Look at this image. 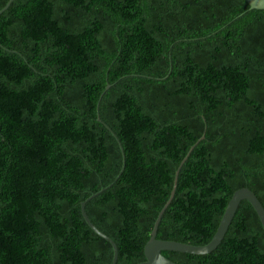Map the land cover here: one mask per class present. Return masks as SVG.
Listing matches in <instances>:
<instances>
[{
    "label": "trees",
    "instance_id": "1",
    "mask_svg": "<svg viewBox=\"0 0 264 264\" xmlns=\"http://www.w3.org/2000/svg\"><path fill=\"white\" fill-rule=\"evenodd\" d=\"M187 155L157 239L207 245L242 188L264 207V10L14 0L1 13L0 264H111L81 213L102 189L87 216L116 264L144 262ZM162 254L264 264V229L242 201L210 254Z\"/></svg>",
    "mask_w": 264,
    "mask_h": 264
},
{
    "label": "water",
    "instance_id": "2",
    "mask_svg": "<svg viewBox=\"0 0 264 264\" xmlns=\"http://www.w3.org/2000/svg\"><path fill=\"white\" fill-rule=\"evenodd\" d=\"M14 0H11L7 3V5L0 11V15L2 12H4L8 7L10 6L11 2ZM247 4L250 6V8L253 10H264V0H245ZM110 88L109 85L106 86L105 90H108ZM98 121H100V118L98 117ZM204 139V136L201 138V140ZM195 147V145L191 148V150ZM188 155L183 159L181 162L179 168L177 169L175 173L174 178V184L173 188L170 194V198L165 204V206L161 209V211L158 214V217L156 221L153 224L152 230L150 232L149 240L147 241L146 245L144 246V256L145 261L138 264H177L163 256V252L170 251V252H179V253H185V254H191V255H207L213 252L215 249L218 248V246L223 241L234 217L236 214V211L242 201H248L255 212L257 213L259 220L261 222V225L264 229V207L262 206L260 200L257 198L256 194L252 192L248 188H242L240 190H237L233 193L225 212L220 220V223L218 225V228L212 238V240L205 246H194L187 243H181L176 241H165V240H159L157 239V232H158V226L161 221V218L163 216L164 211L166 208L170 205L172 199L174 198L176 188H177V182H178V175L180 172V169L184 165L185 161L187 160ZM124 170V166L121 170V173ZM104 189H102L100 192H103ZM100 192L93 194L89 199L81 203V213L82 216L87 223L88 227L91 229L92 232L96 233L99 237L103 238L104 240L108 241L112 247H113V259L111 264L117 263L118 258V250L115 246L114 242L101 233L95 225L90 221L89 217L86 214L85 211V205L86 203L96 197L100 194Z\"/></svg>",
    "mask_w": 264,
    "mask_h": 264
}]
</instances>
